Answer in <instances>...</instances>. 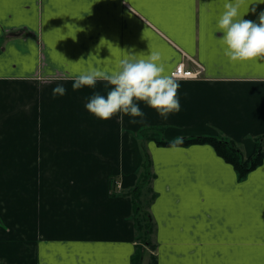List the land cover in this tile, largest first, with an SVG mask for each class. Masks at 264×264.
I'll use <instances>...</instances> for the list:
<instances>
[{"label": "crops", "instance_id": "obj_1", "mask_svg": "<svg viewBox=\"0 0 264 264\" xmlns=\"http://www.w3.org/2000/svg\"><path fill=\"white\" fill-rule=\"evenodd\" d=\"M227 2L0 0V264H132L124 194L143 150L155 251L140 264L151 255L157 264H264V161L239 181L207 144L176 150L135 136L153 128L168 142L218 137L252 155L264 137V60L224 55L217 22ZM260 12L264 0H243L237 18ZM127 49L159 52L165 74L181 62L203 67L200 79H176L179 112L165 120L140 103L143 122L88 113V98L110 87L74 91L73 78L113 74ZM58 84L66 94L53 98Z\"/></svg>", "mask_w": 264, "mask_h": 264}, {"label": "clouds", "instance_id": "obj_2", "mask_svg": "<svg viewBox=\"0 0 264 264\" xmlns=\"http://www.w3.org/2000/svg\"><path fill=\"white\" fill-rule=\"evenodd\" d=\"M243 0H230L224 5L225 11L217 22L221 33L220 39L224 47V55L230 62H249L264 60V12H260L257 20H245L239 16ZM255 13V9L252 10ZM127 58L119 63L113 74H105L93 70L73 78V90L85 86L94 88L99 80L106 82L110 90L106 95L94 93L88 98L85 108L89 114L101 121H107L117 114L141 118L145 113L139 104L144 103L160 117L167 120L171 114L181 110L178 97V84L174 74H165V67L159 52L148 53L146 58H138L145 54L135 49L125 50ZM62 84H58L52 92L53 98L66 94ZM131 119L130 123H137ZM183 137L173 138L169 148H179Z\"/></svg>", "mask_w": 264, "mask_h": 264}, {"label": "trees", "instance_id": "obj_3", "mask_svg": "<svg viewBox=\"0 0 264 264\" xmlns=\"http://www.w3.org/2000/svg\"><path fill=\"white\" fill-rule=\"evenodd\" d=\"M135 136L142 143L147 140H153L157 145L163 146H169L170 143L160 137L159 130L153 128L141 129ZM262 140H264V137H260L256 140L252 155L246 158L234 142L218 137H183V144L180 146H190L194 144H207L211 146L220 158L233 167L237 175V180L241 181L244 180L251 171L263 163L264 150L260 146V141ZM142 153L143 160L141 169L137 173V182L132 189L124 194L131 199V221L134 227L135 242L137 245L132 264H140L145 249L155 251V245L152 242L155 227L149 212V207L155 198L154 192L150 187L153 174L151 172V161L149 156L144 150ZM150 259V264H157L154 255H151Z\"/></svg>", "mask_w": 264, "mask_h": 264}, {"label": "built area", "instance_id": "obj_4", "mask_svg": "<svg viewBox=\"0 0 264 264\" xmlns=\"http://www.w3.org/2000/svg\"><path fill=\"white\" fill-rule=\"evenodd\" d=\"M194 65H195V69L190 70V69H186L183 63H179L171 74H174L176 79H184V80L200 79L201 74H203V67L197 63H194ZM116 188L119 189L117 183H116Z\"/></svg>", "mask_w": 264, "mask_h": 264}, {"label": "rangeland", "instance_id": "obj_5", "mask_svg": "<svg viewBox=\"0 0 264 264\" xmlns=\"http://www.w3.org/2000/svg\"><path fill=\"white\" fill-rule=\"evenodd\" d=\"M261 142H262V141H260V146H261V148L264 150V148L262 147V144H261ZM3 174H4V173H2L1 175H3ZM5 174H7V173H5ZM147 198H148V197H147ZM149 254H150V253H149ZM147 259H148V258H147V257H145V261H147ZM142 264H146V263H145V262H143Z\"/></svg>", "mask_w": 264, "mask_h": 264}]
</instances>
